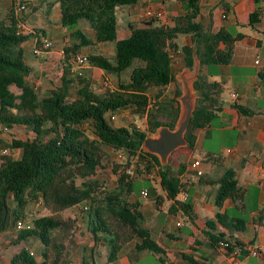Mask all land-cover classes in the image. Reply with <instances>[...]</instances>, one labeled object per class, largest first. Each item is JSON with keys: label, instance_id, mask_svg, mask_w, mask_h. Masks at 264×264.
<instances>
[{"label": "trees", "instance_id": "16d2710c", "mask_svg": "<svg viewBox=\"0 0 264 264\" xmlns=\"http://www.w3.org/2000/svg\"><path fill=\"white\" fill-rule=\"evenodd\" d=\"M59 2V23L75 42L63 48L59 80L40 99L27 80L32 68L25 60L23 43L32 35L39 37L41 30L33 34L24 32L19 26L23 23L25 9L16 14L13 3L3 15L0 7V131L3 127L23 126L34 133L27 138L11 136L5 139L0 136V150H5L0 155V232L8 228L16 230L17 221L25 220L29 203H40L44 210V214L32 219L30 228L16 230L17 235L11 243L21 244V247L10 263L75 264L70 243L83 232L78 215H65L64 212L77 209L85 214L86 230L92 235L93 245L104 244L108 248L104 264L117 261L121 251L135 239L139 240L126 253L130 263H137L141 252L147 250L161 264H172L165 261L164 248L142 226L140 203L128 199L133 191L134 177L127 174L125 168L134 158L146 170L155 169L161 188L172 200L168 211L175 214L180 210L191 219V204L177 199L183 191V184L177 176L180 169L177 172L172 170L170 158L168 166L163 169L156 155L142 149V142L158 126H174L179 112L178 101L175 100L174 104L159 97L164 86L177 82L172 69L174 55L182 52L186 66L191 67L195 43L200 70L194 87L202 92V96L196 100L185 132L187 147H193L195 131L208 122L223 90L220 82L208 81L202 69L206 65L228 63L235 39L241 34H233L226 28L212 33L195 21L200 0H179L183 12L173 17L171 25L148 22L144 27H131L124 38L117 37L115 11L120 6L134 4L136 0ZM260 2L254 0L251 25L259 21ZM80 20L88 22L93 39L79 27ZM179 35L189 36L192 44L179 45ZM107 42H114L113 60L91 52L87 55L88 64L114 73L118 80L115 86L96 91L83 72L72 71L74 58L83 46ZM220 43L224 45L223 49L219 48ZM126 69L130 71L126 74L127 79H123L121 75ZM76 80L80 87L71 98V88ZM150 88H157L153 97L148 95ZM180 93L177 86L175 97ZM234 106L241 113L251 112L240 104L234 103ZM126 109L131 115L145 119L144 129L111 124L110 115ZM107 148L114 154L119 151L125 154L111 166L117 175L116 185L112 188L93 179L103 167ZM16 149L19 156L12 154ZM78 179L81 180L79 183ZM200 180L218 184L216 205L230 197L236 209H243L246 189L238 185L232 172H226L216 181ZM10 199L12 205L8 203ZM260 211L263 213L264 207ZM216 222L229 231H242L246 221L239 216L216 214ZM214 229L215 222L208 221L205 236L214 244L224 245L229 256L236 249L239 254L245 252L239 240ZM31 238L38 239L41 244L39 261L28 249ZM185 259L189 264H203L191 256H185Z\"/></svg>", "mask_w": 264, "mask_h": 264}, {"label": "crops", "instance_id": "0c3cea01", "mask_svg": "<svg viewBox=\"0 0 264 264\" xmlns=\"http://www.w3.org/2000/svg\"><path fill=\"white\" fill-rule=\"evenodd\" d=\"M22 1L24 5L26 2L27 6L23 18L24 32L34 34L37 30H41L39 37L32 35L23 43L25 60L32 68L27 78L31 85V77L37 67L40 66V72L45 73L46 68L42 65L61 62L63 48L75 41L68 36L67 29L59 23V0ZM13 3L14 0H0L3 15L7 14ZM254 8V0H200V10L195 21L212 33L220 28H226L233 34L240 33L241 37L235 39L228 63L203 67L202 71L207 80L220 82L223 90L208 122L195 131L193 147L178 148L170 155L171 168L174 172L180 169L177 176L183 184V191L178 194L177 199L187 200L191 204V219L180 210L175 214L168 211L172 200L166 197V192L162 188V193L156 194V198H150L149 201H141L132 193L128 196L130 201L140 203L142 226L147 228L151 238L164 248L166 262L189 264L185 256H191L198 263L230 264V256L223 246L212 243L204 234L207 222L214 221V231H222L227 237L236 238L244 245L245 252L238 255L239 264H264V212L260 211L264 207V37L260 35L262 33L264 36V0L259 4V21L251 25L250 13ZM147 9L160 10L162 17L148 18L145 15ZM182 12L179 0H136L134 4L120 6L115 11L117 37L124 38L130 33L131 27H144L148 22L152 25H171L173 17ZM78 25L90 39H93V30L87 21L80 20ZM257 25L261 30L257 29ZM247 26L257 31L249 34L238 30L239 27ZM46 39L52 41V46L44 49L42 43ZM177 43L191 45L192 41L187 35H179ZM92 46L99 49L94 53L113 60L114 42L83 46L76 54L88 55L87 52H92ZM108 47L113 48L112 58L103 51ZM223 47L224 45L220 43L219 48L223 49ZM257 58L259 62L256 64ZM185 66L184 54L179 51L174 55L172 64L175 75ZM91 70L98 71L106 79L110 74H114L87 64L84 66V75L87 73L89 76ZM117 80L115 75V85ZM55 84L56 81L47 84L46 91L49 92ZM177 86L180 87L179 81L164 86L159 99L176 104L174 101ZM229 86L231 90L227 92ZM156 91L157 88H150L148 95L153 97ZM234 103L245 106L251 112L248 114L239 112ZM12 154L19 156L20 152L16 149ZM195 159L200 162L201 175H196L190 167ZM226 172H232L238 185L246 189L243 209H236L230 197H226L221 205H216L215 192L218 184L200 180L202 178L216 181ZM142 178L148 179L147 175H138L133 181ZM153 178L159 183L157 175ZM142 189L146 187H140L139 195ZM147 190V196L141 195L143 199L149 196V188ZM37 205L41 204L37 203ZM78 212L77 209L64 212L65 215H78L80 227L83 229V234L70 243L73 260L75 264H104L106 261L99 262L98 255L100 256L104 251L107 254L108 248L104 244L96 247L93 245L92 235L86 230V220ZM216 214L242 217L246 221L244 230L229 231L216 222ZM34 217L25 220L32 221ZM258 220L261 222L257 223ZM16 235L17 231L13 228L0 232V264H11V258L20 249L21 244L11 243ZM137 240L139 239L127 245L121 251L118 260L111 264H132L126 253ZM28 249L33 252L37 261L41 259L42 247L38 239L31 238ZM249 249H256L257 255H251ZM148 254L151 253L143 250L139 260Z\"/></svg>", "mask_w": 264, "mask_h": 264}, {"label": "rangeland", "instance_id": "374dc122", "mask_svg": "<svg viewBox=\"0 0 264 264\" xmlns=\"http://www.w3.org/2000/svg\"><path fill=\"white\" fill-rule=\"evenodd\" d=\"M257 29L258 30L260 29L258 25H257ZM238 30L243 31L245 33H249V34L257 31L255 29L252 30L250 28V26L243 27V28L239 27ZM260 35L262 37H264L262 33H260ZM98 50H99L98 47L92 46V52H97ZM103 51L110 58H112V56H113L112 55V53H113L112 47L105 48ZM87 53H89V52H87ZM42 67L46 68V69H44L45 73L42 74L40 72V66H39V67H37L36 71L33 73L32 77H31V79H32L31 86L37 92L39 99L42 98L43 96H46L49 93L48 91H46L47 89L45 88L47 86V84H51L52 82H55V81L58 82L59 76L61 75V62H57V61H55V63L51 62L49 65L43 64ZM47 67H49V68L47 69ZM80 70L83 71V75H84V67H81ZM125 71L126 72H124L121 75V77L123 79H127L126 74L130 71V69H126ZM86 74L87 73H85V77L89 81L91 87L96 91H101L108 86H114L115 85V83H114L115 82V75L114 74H110L109 78L107 77V79L103 75H100V73H98V71H96V70L94 72H92V70H91L89 76H88V74L86 76ZM79 87H80V83L78 80H76L74 82L72 88H71V95H70L71 98L75 95L76 90ZM230 90H231V87L229 86L226 89V91L229 92ZM114 115H115V119L111 121V124L115 127L131 126V125H134L133 121L135 122V124H139V125L142 124V120L137 116L131 115L130 110H127V109L125 111H123V110L116 111V112H114ZM0 136L5 138V139L10 138L11 136H14L16 138H27V137L34 136V133L28 127L14 126L13 128H8L7 130H4L2 128V130L0 131ZM0 155H1V153H0ZM15 156H17V154ZM115 160H116V157H115L114 152H112L111 150H109L107 148V156L104 158L103 167L98 169V172L93 179L96 180L99 184L104 185L106 187H110V188L114 187L116 185V175L112 172L111 166ZM129 166H131L136 172V175L134 176V178H136L138 175H140V176L146 175L147 172L149 171V170H146L144 165L138 164L136 162V159H134V158L131 160V164ZM122 169L123 168H121V170ZM150 171H153V170H150ZM155 176H156V174H155ZM80 181H81L80 179L77 180L78 183ZM142 186H145L146 189L149 188L148 198L144 197V199H143L142 196L139 195V189ZM160 193H162L161 186L154 178H149V177H148V179L142 178V179L135 180L133 183L132 194L139 197V199L141 201H143V200L149 201L150 198H156V194H160ZM165 201H167V200H165ZM8 203L10 205H12L11 199L8 201ZM34 206H35V208H34ZM31 208H34V209H31ZM78 213L81 217L85 215L84 213H81V212H78ZM41 214H44V210H43L41 205L38 206L37 203H29L27 206L25 219L26 218L30 219L34 216H38ZM82 232H83V229H82ZM34 244L35 243H33V245ZM151 254H148L143 259H140L136 264H161L157 259H155L154 255L153 254L151 255ZM98 260H99V262H104L107 260L106 251L102 252L100 256L98 255Z\"/></svg>", "mask_w": 264, "mask_h": 264}, {"label": "water", "instance_id": "95a60500", "mask_svg": "<svg viewBox=\"0 0 264 264\" xmlns=\"http://www.w3.org/2000/svg\"><path fill=\"white\" fill-rule=\"evenodd\" d=\"M193 45V64L185 66L175 75L180 82L181 93L176 97L179 103V112L174 126L160 125L154 133L147 135L142 142V149L158 157L163 169L168 166L170 155L178 148L188 146L185 132L190 124L197 98L202 92L194 87L200 70V60Z\"/></svg>", "mask_w": 264, "mask_h": 264}, {"label": "built area", "instance_id": "2783aa9c", "mask_svg": "<svg viewBox=\"0 0 264 264\" xmlns=\"http://www.w3.org/2000/svg\"><path fill=\"white\" fill-rule=\"evenodd\" d=\"M14 8H15V13L16 14H20L22 12V10L25 9V5L23 3L22 0H14ZM145 15L148 17V18H160L162 17V12L160 10H152V9H147L145 11ZM19 26H21V28L24 29L23 27V23H20ZM52 46V41L49 40V39H46L43 43H42V47L44 49L46 48H49ZM75 65L73 66L72 68V71L73 72H76L78 74H81V70L80 68L81 67H84L85 65L88 64V56L86 54H82V53H77L75 54ZM259 62V59L257 58L255 60V63L257 64ZM236 94H234L235 96ZM154 102V98H152L151 100V103ZM150 103V104H151ZM110 119L111 120H114L115 119V115L114 113H112L110 115ZM145 122V119L142 120V124L139 125V124H135V122L133 121V124L134 126L137 128V129H144V123ZM4 130H7V127H3ZM1 154L5 153V150H1L0 151ZM125 154L122 152V151H119V152H116L115 153V157H116V160H119V159H122L124 158ZM190 167L195 171L196 175H201L202 174V170L200 168V162L198 159H195L191 162L190 164ZM153 171H149L147 172V177L149 178H153L156 174V170L155 169H152ZM125 172L127 174H129L131 177H134L136 175V172L135 170L131 167V166H128L125 168ZM141 195L143 196H147L148 194V190L147 189H142L140 191ZM86 208V207H85ZM180 223L178 222L177 225H179ZM31 226V221H27V220H18L17 223H16V230H19V229H23V228H30ZM223 246L224 248V245H221ZM249 252L251 255L255 256L257 255L258 251L256 249H249ZM31 253L33 254V252L31 251ZM238 255H239V250L236 249L234 250L232 253H231V256H230V264H239V259H238Z\"/></svg>", "mask_w": 264, "mask_h": 264}]
</instances>
